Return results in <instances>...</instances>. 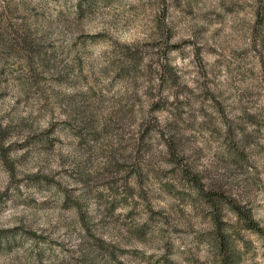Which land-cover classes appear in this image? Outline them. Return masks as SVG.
Listing matches in <instances>:
<instances>
[{"label": "rangeland", "instance_id": "374dc122", "mask_svg": "<svg viewBox=\"0 0 264 264\" xmlns=\"http://www.w3.org/2000/svg\"><path fill=\"white\" fill-rule=\"evenodd\" d=\"M94 2L75 0L73 9L69 0H63L65 7H55L61 0H4L0 8V216L19 204L36 213L44 220L43 230L26 234L39 241L37 257H56V264H240L238 242L245 254L252 253L255 264H264V227L254 219L261 230L245 225L247 238L239 232L230 238L223 231V225L231 226L229 221L207 210L217 193L203 183L194 195L182 177L164 179L167 172L142 167L139 156L112 147L99 133L91 136L86 154L79 151L86 141H77L71 168L64 166L69 161L62 151L63 131L51 138L32 133L24 141L12 139L29 127L15 115L17 109L36 97L17 96L5 110L9 76L37 93L43 89L55 95L53 84L72 86V73L77 68L83 72V58L74 50L84 34L54 35L50 17L55 12L59 21L74 10L82 19ZM128 11L149 17L156 38L125 51L111 88L123 87L130 78L138 87L142 77L149 82L146 95L157 97L149 105L153 113L167 114L171 101L164 93L172 89L177 105L191 109L187 127L215 138L221 134L220 124L230 132V122L242 119L257 125L247 138L258 143L264 127L258 122L264 118V0H138ZM165 62L177 76L171 83L164 80ZM124 64L128 67L122 68ZM153 79L159 82L155 93ZM181 93L188 98L180 100ZM44 99L41 94L39 100ZM183 114L182 108L177 115ZM81 115L85 131L96 117ZM197 115L204 117L199 125ZM237 126L243 132V126ZM64 127L71 129L67 123ZM22 182L27 195L13 191V185ZM232 211L229 205L222 214ZM109 231L115 243L103 240L102 234ZM14 233L0 230V241H9ZM73 241L75 247L70 246ZM55 248L67 256L61 257Z\"/></svg>", "mask_w": 264, "mask_h": 264}, {"label": "clouds", "instance_id": "9594fccd", "mask_svg": "<svg viewBox=\"0 0 264 264\" xmlns=\"http://www.w3.org/2000/svg\"><path fill=\"white\" fill-rule=\"evenodd\" d=\"M69 2L75 9V0ZM136 3L138 0H95L82 19L73 10L66 12V18L56 21L55 12H52L50 19L54 21V35L63 32L84 34L74 50L83 58V72L77 68L72 73L76 81L72 86L53 84L52 88L57 90L55 95L43 89L40 93L34 92L27 83L15 81L9 76L7 87L10 88V98L5 110L15 102L17 96L31 94L36 97L27 107L22 103L17 109L15 115L26 119L29 127L23 128L12 139L24 141L32 133L46 134L51 138L63 131L61 139L66 141V145L62 151L69 161L64 166L71 168L72 157L77 155V141L81 137L86 141L79 148L80 152L86 154L91 136L99 133L103 139L111 141L112 147L139 156L142 167L167 172L164 179H171L173 175L182 177L194 195L201 183L205 189L216 192L207 210L222 221H229L231 226L223 225V231L230 238L235 239L236 232L247 238L249 233L245 228L247 219L244 213L250 210L252 219L264 227V127L260 129L258 143L247 138V134L253 133L257 125L242 119L230 122V132H226L225 126L220 124L221 134L210 138L203 129L187 127L191 109L186 105H177L172 89L164 93L171 101L167 114L159 116L149 109L150 103L157 97L146 95L149 82L142 77L139 78L138 87L133 84L135 78H130L123 87L118 84L116 88H111L110 81L124 62L125 51L156 38L154 24L149 17L128 11L129 4ZM3 7L4 0H0V8ZM55 7H65L63 0ZM34 36L39 40L38 32ZM84 76L86 80L82 78ZM158 83L155 79L151 81L152 93L157 91L155 86ZM41 94L45 96L44 100H39ZM187 98V93H181L179 97L180 100ZM41 104L44 106L40 107ZM132 105H135L134 109ZM182 108L184 114L181 117L177 113ZM81 113L88 120L96 117L95 123H90L85 131L81 130ZM203 119V116L197 115V125ZM258 122L264 124V118ZM66 123L71 125V129L64 127ZM237 125L243 126V132ZM73 130H79L80 135L73 136ZM11 155L15 156L16 153ZM32 170L35 171V168ZM184 173L188 175L184 176ZM16 175L22 176V173L18 171ZM13 191L17 195L19 191L27 195L23 182L13 185ZM229 205L235 211L223 215ZM85 211H88L87 205ZM42 225L44 220L23 204L4 212L0 216V230L15 229V233L9 241H0V264H56V257L39 259L36 255L37 237L26 234L27 230L41 233ZM78 231L83 232L84 229L78 227ZM54 235L61 238L58 233ZM102 235L105 242H116L110 231ZM70 246L75 247V242ZM236 246L242 254L240 264H255L252 253L245 254L243 244L238 242ZM55 252L61 257L67 256L59 248H55Z\"/></svg>", "mask_w": 264, "mask_h": 264}, {"label": "trees", "instance_id": "16d2710c", "mask_svg": "<svg viewBox=\"0 0 264 264\" xmlns=\"http://www.w3.org/2000/svg\"><path fill=\"white\" fill-rule=\"evenodd\" d=\"M165 66H166V68H165L166 70L165 71H162V72H165V74H164V80L166 82H168V83H171V82L175 81V79L177 77L176 76V73L173 71V69L170 67V65L167 62H165ZM127 67H128L127 64H124L122 66V68H127ZM243 215L247 219V223H246V227L247 228L252 229L254 231H257V232L259 230H261L260 227H259V225H258V223L254 219H252V217L250 215V211L248 213H244Z\"/></svg>", "mask_w": 264, "mask_h": 264}]
</instances>
